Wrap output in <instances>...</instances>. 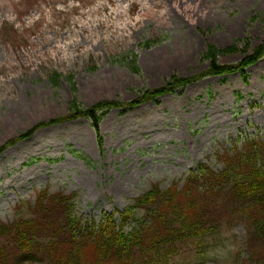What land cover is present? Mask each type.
Instances as JSON below:
<instances>
[{
  "label": "rangeland",
  "instance_id": "obj_1",
  "mask_svg": "<svg viewBox=\"0 0 264 264\" xmlns=\"http://www.w3.org/2000/svg\"><path fill=\"white\" fill-rule=\"evenodd\" d=\"M264 41V0H0V146L40 122L85 107L129 102L174 76L208 70L209 45ZM146 42H156L147 45ZM137 54L140 72L115 60ZM62 77L50 82L53 72ZM73 76L77 91L66 79ZM100 144L86 117L50 124L0 153V221L30 214L44 189L76 193V215L99 222L125 211L153 183L183 186L225 148L264 139V57L244 73L208 75L134 109L112 108ZM119 221V220H118ZM120 222V221H119ZM130 228V226H126ZM243 222L225 225L205 253L171 264H232Z\"/></svg>",
  "mask_w": 264,
  "mask_h": 264
},
{
  "label": "trees",
  "instance_id": "obj_2",
  "mask_svg": "<svg viewBox=\"0 0 264 264\" xmlns=\"http://www.w3.org/2000/svg\"><path fill=\"white\" fill-rule=\"evenodd\" d=\"M152 43L156 42H146ZM249 47L247 43L239 62L224 64L219 56L239 50L237 43L223 49L209 45L203 55L209 62L207 71L174 76L129 102L106 100L85 107L74 98L66 115L36 124L0 146V153L42 127L79 117L92 121L102 144L100 123L109 109H134L208 75L244 73L264 57V41L251 51ZM137 58L129 52L115 61L140 72ZM61 77L55 71L49 79L58 86ZM66 79L76 93L74 77ZM216 158L221 169L201 164L181 187L153 183L125 211L106 214L99 222L76 215V193L44 189L34 204H27L29 215L0 221V264H171L187 251L205 253L223 227L236 222L247 229L246 255L237 250L232 264H264V139H246L241 147L234 144Z\"/></svg>",
  "mask_w": 264,
  "mask_h": 264
}]
</instances>
